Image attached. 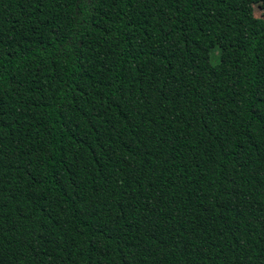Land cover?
<instances>
[{"label": "trees", "instance_id": "obj_1", "mask_svg": "<svg viewBox=\"0 0 264 264\" xmlns=\"http://www.w3.org/2000/svg\"><path fill=\"white\" fill-rule=\"evenodd\" d=\"M264 0H0V264H264Z\"/></svg>", "mask_w": 264, "mask_h": 264}, {"label": "rangeland", "instance_id": "obj_2", "mask_svg": "<svg viewBox=\"0 0 264 264\" xmlns=\"http://www.w3.org/2000/svg\"><path fill=\"white\" fill-rule=\"evenodd\" d=\"M252 13L255 18L264 19V1L254 3L252 5ZM260 67L264 70V48L260 54Z\"/></svg>", "mask_w": 264, "mask_h": 264}]
</instances>
